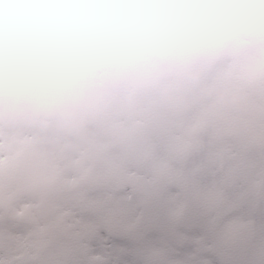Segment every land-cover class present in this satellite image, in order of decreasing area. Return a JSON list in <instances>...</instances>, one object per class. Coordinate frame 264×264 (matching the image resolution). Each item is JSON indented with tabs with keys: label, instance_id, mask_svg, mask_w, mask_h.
<instances>
[{
	"label": "rangeland",
	"instance_id": "obj_1",
	"mask_svg": "<svg viewBox=\"0 0 264 264\" xmlns=\"http://www.w3.org/2000/svg\"><path fill=\"white\" fill-rule=\"evenodd\" d=\"M0 71V228L27 233L162 125L264 120V0H0Z\"/></svg>",
	"mask_w": 264,
	"mask_h": 264
},
{
	"label": "snow or ice",
	"instance_id": "obj_2",
	"mask_svg": "<svg viewBox=\"0 0 264 264\" xmlns=\"http://www.w3.org/2000/svg\"><path fill=\"white\" fill-rule=\"evenodd\" d=\"M72 184L55 224L0 228V264H264V120L201 111Z\"/></svg>",
	"mask_w": 264,
	"mask_h": 264
},
{
	"label": "water",
	"instance_id": "obj_3",
	"mask_svg": "<svg viewBox=\"0 0 264 264\" xmlns=\"http://www.w3.org/2000/svg\"><path fill=\"white\" fill-rule=\"evenodd\" d=\"M101 27H102V31L107 35H110L113 38L117 37L118 29L110 19L107 18L103 19L101 21Z\"/></svg>",
	"mask_w": 264,
	"mask_h": 264
},
{
	"label": "trees",
	"instance_id": "obj_4",
	"mask_svg": "<svg viewBox=\"0 0 264 264\" xmlns=\"http://www.w3.org/2000/svg\"><path fill=\"white\" fill-rule=\"evenodd\" d=\"M1 72H2V71H0V73H1ZM1 75H2V74H1ZM1 95H2V94H1ZM20 102H21V105H23V104H22L23 100H21ZM30 105H31V104H30Z\"/></svg>",
	"mask_w": 264,
	"mask_h": 264
}]
</instances>
